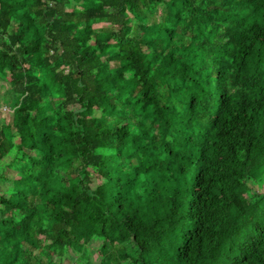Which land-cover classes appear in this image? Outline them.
<instances>
[{
  "label": "trees",
  "instance_id": "trees-1",
  "mask_svg": "<svg viewBox=\"0 0 264 264\" xmlns=\"http://www.w3.org/2000/svg\"><path fill=\"white\" fill-rule=\"evenodd\" d=\"M0 77V264H264V0H0Z\"/></svg>",
  "mask_w": 264,
  "mask_h": 264
},
{
  "label": "rangeland",
  "instance_id": "rangeland-1",
  "mask_svg": "<svg viewBox=\"0 0 264 264\" xmlns=\"http://www.w3.org/2000/svg\"><path fill=\"white\" fill-rule=\"evenodd\" d=\"M14 102V93L12 88L9 86L8 82L0 77V116L5 121L10 120L11 116V107ZM11 152L9 155L5 156L2 160H0V175L2 178L0 179V192L7 190L10 186L9 179L12 176H15L16 170L11 166V159L13 158ZM249 187L252 192L255 194H260L264 192V184L262 182L249 181ZM99 244L98 240H93L88 244V256L91 261H94L95 257V249ZM70 255L73 256L74 253L69 252ZM70 260H68V259ZM66 258L62 259L59 264H73V258L71 256L66 255Z\"/></svg>",
  "mask_w": 264,
  "mask_h": 264
}]
</instances>
